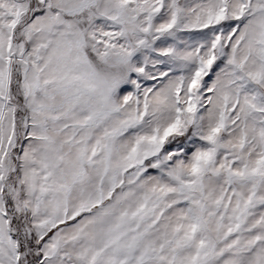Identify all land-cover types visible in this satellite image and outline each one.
Wrapping results in <instances>:
<instances>
[{
  "label": "rangeland",
  "instance_id": "rangeland-1",
  "mask_svg": "<svg viewBox=\"0 0 264 264\" xmlns=\"http://www.w3.org/2000/svg\"><path fill=\"white\" fill-rule=\"evenodd\" d=\"M34 3L0 0V264L6 183L42 264H264V0Z\"/></svg>",
  "mask_w": 264,
  "mask_h": 264
},
{
  "label": "trees",
  "instance_id": "trees-1",
  "mask_svg": "<svg viewBox=\"0 0 264 264\" xmlns=\"http://www.w3.org/2000/svg\"><path fill=\"white\" fill-rule=\"evenodd\" d=\"M32 11H29L22 19L17 28H22L27 24L34 16V1ZM19 33L14 30L13 39L15 42L19 41ZM22 78L19 67L14 64L11 69L9 77V96L10 101L14 105V122L16 128L15 143L10 147V155L13 164L12 176L17 178L20 174L19 166V154L22 152L23 144L27 139V123L25 121L28 107L25 103V97L21 86ZM182 138V133H170L165 142L176 143ZM129 169L126 170V172ZM6 182V181H5ZM2 197L4 199L5 216L7 220V226L10 234L15 239L16 251H17V264H42L43 263V251L42 246L45 240L53 232V229L39 234L35 228V224L32 222L31 214L28 208H22L15 205V199L13 194L10 193L7 183L3 185L1 189ZM18 198L22 201L24 198V185L22 182L19 184L17 191ZM19 200V201H20ZM19 202H17L18 204ZM97 206L93 205L91 210ZM56 227H54L55 229Z\"/></svg>",
  "mask_w": 264,
  "mask_h": 264
}]
</instances>
